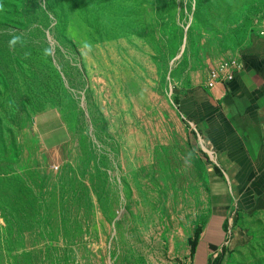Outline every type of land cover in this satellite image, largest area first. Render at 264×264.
<instances>
[{
	"label": "rangeland",
	"instance_id": "obj_1",
	"mask_svg": "<svg viewBox=\"0 0 264 264\" xmlns=\"http://www.w3.org/2000/svg\"><path fill=\"white\" fill-rule=\"evenodd\" d=\"M0 5V46L20 33L0 47V169L20 177L0 184V264H180L209 216V167L182 136L174 82L238 54L264 28V0ZM41 110L73 138L47 165ZM240 226L230 264H264V218Z\"/></svg>",
	"mask_w": 264,
	"mask_h": 264
},
{
	"label": "crops",
	"instance_id": "obj_2",
	"mask_svg": "<svg viewBox=\"0 0 264 264\" xmlns=\"http://www.w3.org/2000/svg\"><path fill=\"white\" fill-rule=\"evenodd\" d=\"M229 59L241 70L212 88L209 68L176 82L169 76L177 86L173 113L182 136L195 143L209 167V216L180 264H230L248 242L240 222L264 218V28ZM36 117L44 164L54 161V152L67 158L73 138L60 115L47 110Z\"/></svg>",
	"mask_w": 264,
	"mask_h": 264
},
{
	"label": "trees",
	"instance_id": "obj_3",
	"mask_svg": "<svg viewBox=\"0 0 264 264\" xmlns=\"http://www.w3.org/2000/svg\"><path fill=\"white\" fill-rule=\"evenodd\" d=\"M46 27H47V25H46ZM36 31H40V35L42 36V34H41V28H40V25L38 26V25H36V29H35ZM20 33H13V34H4L3 35V37L5 38L4 39V42H3V44H4V46H0V47H2L5 51L7 50V51H10V50H14V48H16L17 46H12V47H10L9 46V41L13 38V36L14 35H19ZM44 42L45 41H42V44H44ZM24 45H26V46H28V43H27V41L26 40H24ZM14 47V48H13ZM43 110H41V111H39V112H42ZM14 170H12V171H9V172H3L1 169H0V184H2V183H11V182H14V181H17V180H19L20 179V177L19 176H15V174H14ZM5 206H8V207H11V205L10 204H7V203H4L3 201H2V196H1V194H0V215H1V217L2 218H4L5 220L7 219V216H8V214L5 212L6 210H5ZM200 230H198V231H196L195 232V234H194V238H193V240H191L190 241V244H191V253L193 252V250H194V247H195V244H196V241H197V239H198V237H199V234H200ZM25 255H28V253H26Z\"/></svg>",
	"mask_w": 264,
	"mask_h": 264
},
{
	"label": "built area",
	"instance_id": "obj_4",
	"mask_svg": "<svg viewBox=\"0 0 264 264\" xmlns=\"http://www.w3.org/2000/svg\"><path fill=\"white\" fill-rule=\"evenodd\" d=\"M241 70V65L233 59L218 63L208 74L207 87L212 88L221 81H230L235 72Z\"/></svg>",
	"mask_w": 264,
	"mask_h": 264
},
{
	"label": "clouds",
	"instance_id": "obj_5",
	"mask_svg": "<svg viewBox=\"0 0 264 264\" xmlns=\"http://www.w3.org/2000/svg\"><path fill=\"white\" fill-rule=\"evenodd\" d=\"M3 10V6L0 5V11ZM20 41V37L17 35H14L13 38L9 41V46H15Z\"/></svg>",
	"mask_w": 264,
	"mask_h": 264
},
{
	"label": "water",
	"instance_id": "obj_6",
	"mask_svg": "<svg viewBox=\"0 0 264 264\" xmlns=\"http://www.w3.org/2000/svg\"><path fill=\"white\" fill-rule=\"evenodd\" d=\"M34 122V120H32Z\"/></svg>",
	"mask_w": 264,
	"mask_h": 264
}]
</instances>
